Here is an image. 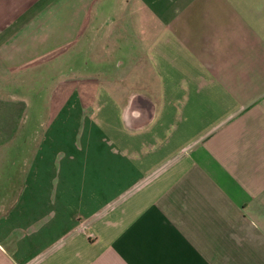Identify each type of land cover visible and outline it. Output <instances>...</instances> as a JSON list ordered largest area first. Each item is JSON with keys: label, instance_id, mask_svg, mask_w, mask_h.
I'll use <instances>...</instances> for the list:
<instances>
[{"label": "crops", "instance_id": "crops-1", "mask_svg": "<svg viewBox=\"0 0 264 264\" xmlns=\"http://www.w3.org/2000/svg\"><path fill=\"white\" fill-rule=\"evenodd\" d=\"M5 75L0 264H264V0H0Z\"/></svg>", "mask_w": 264, "mask_h": 264}, {"label": "rangeland", "instance_id": "rangeland-1", "mask_svg": "<svg viewBox=\"0 0 264 264\" xmlns=\"http://www.w3.org/2000/svg\"><path fill=\"white\" fill-rule=\"evenodd\" d=\"M134 30H137L136 32H140L139 29L140 27L137 29L135 28V26L133 27ZM78 63V62H77ZM75 63V64H77ZM66 64L65 63H60V67H64ZM83 65V63H82ZM83 67V66H82ZM66 67L63 68V70H65ZM0 91L3 93V96H2V99H5V101H7V92H9V95L10 94H13V93H18V94H21L24 96L25 99H32V95L33 93H31L29 87L25 86V85H19L18 82H12L10 81L8 83V80L6 78V75L4 77V79L0 80Z\"/></svg>", "mask_w": 264, "mask_h": 264}, {"label": "clouds", "instance_id": "clouds-1", "mask_svg": "<svg viewBox=\"0 0 264 264\" xmlns=\"http://www.w3.org/2000/svg\"><path fill=\"white\" fill-rule=\"evenodd\" d=\"M141 117V112L138 110H132L130 111L129 109H125L121 119L126 123V124H131L132 120H137Z\"/></svg>", "mask_w": 264, "mask_h": 264}]
</instances>
